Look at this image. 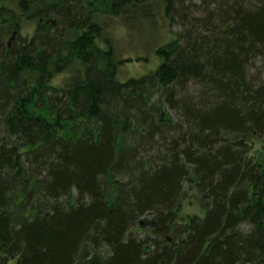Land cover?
I'll return each instance as SVG.
<instances>
[{"label":"trees","instance_id":"1","mask_svg":"<svg viewBox=\"0 0 264 264\" xmlns=\"http://www.w3.org/2000/svg\"><path fill=\"white\" fill-rule=\"evenodd\" d=\"M89 1L45 2L9 46L0 5V264H264V0H163L179 36L125 82L95 27L69 37ZM185 182L204 216L182 222Z\"/></svg>","mask_w":264,"mask_h":264},{"label":"rangeland","instance_id":"2","mask_svg":"<svg viewBox=\"0 0 264 264\" xmlns=\"http://www.w3.org/2000/svg\"><path fill=\"white\" fill-rule=\"evenodd\" d=\"M49 1L0 0L4 10L2 19L7 18L3 30L0 27L1 38L5 44L9 46L10 43L29 39L38 24L36 9ZM108 1L90 0L91 5L83 9L84 25L71 31L70 39L76 38L88 27H95L97 35H95L94 47L98 51L97 66L102 68L106 62L111 61L115 65V78L119 82L153 72L161 62V58L155 53L157 48L178 38L180 26L165 15L163 0H133L117 13L111 12ZM107 52L109 54L105 55ZM67 60L65 69L51 76L49 83L54 88H65L81 80L85 65L74 54ZM25 75L29 78L35 77L32 73ZM169 112L174 114L171 109ZM252 146V154L259 157L264 155V139L254 141ZM72 200L74 201V193L71 200L63 198L60 201L65 204L68 201L72 203ZM177 216L182 222L191 217L204 216V208L197 200L191 182L183 184L178 200ZM150 218L145 216L142 221ZM133 232L140 237L152 234L150 226L136 225Z\"/></svg>","mask_w":264,"mask_h":264}]
</instances>
